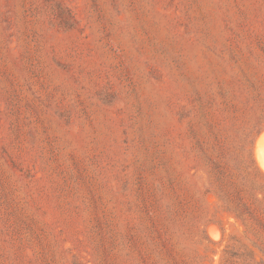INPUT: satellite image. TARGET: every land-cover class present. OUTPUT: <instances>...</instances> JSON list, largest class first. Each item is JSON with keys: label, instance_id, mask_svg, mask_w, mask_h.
Returning <instances> with one entry per match:
<instances>
[{"label": "rangeland", "instance_id": "obj_1", "mask_svg": "<svg viewBox=\"0 0 264 264\" xmlns=\"http://www.w3.org/2000/svg\"><path fill=\"white\" fill-rule=\"evenodd\" d=\"M263 129L264 0H0V264H264Z\"/></svg>", "mask_w": 264, "mask_h": 264}, {"label": "trees", "instance_id": "obj_2", "mask_svg": "<svg viewBox=\"0 0 264 264\" xmlns=\"http://www.w3.org/2000/svg\"><path fill=\"white\" fill-rule=\"evenodd\" d=\"M237 205H238L237 208L240 207L238 210L242 211L244 213V215H247L249 219H250V217L251 218H255L256 217L254 211L251 210V207L248 204L244 203V202L242 203V200H238V202H235V207ZM235 214H238V213H235ZM261 242L262 241H260V243ZM262 245H264V244H262ZM259 249L262 251V253L264 255V247H259Z\"/></svg>", "mask_w": 264, "mask_h": 264}, {"label": "water", "instance_id": "obj_3", "mask_svg": "<svg viewBox=\"0 0 264 264\" xmlns=\"http://www.w3.org/2000/svg\"><path fill=\"white\" fill-rule=\"evenodd\" d=\"M264 132V129L256 136L255 140H254V145H253V152H254V156H255V162L257 164V166L262 170V173L264 174V169L258 164L257 158L259 159L260 162H262L261 159V153H260V146L258 147L257 150V140L259 138V136ZM264 143V142H263Z\"/></svg>", "mask_w": 264, "mask_h": 264}, {"label": "bare ground", "instance_id": "obj_4", "mask_svg": "<svg viewBox=\"0 0 264 264\" xmlns=\"http://www.w3.org/2000/svg\"><path fill=\"white\" fill-rule=\"evenodd\" d=\"M264 140V139H263ZM263 150V149H262ZM264 151V150H263ZM263 154V152H261Z\"/></svg>", "mask_w": 264, "mask_h": 264}]
</instances>
